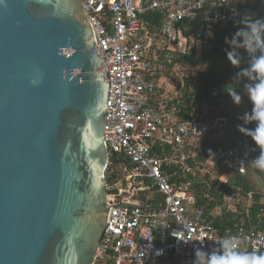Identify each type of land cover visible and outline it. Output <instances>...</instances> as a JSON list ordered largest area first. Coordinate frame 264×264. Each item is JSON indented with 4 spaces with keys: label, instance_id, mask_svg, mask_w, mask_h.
<instances>
[{
    "label": "water",
    "instance_id": "obj_1",
    "mask_svg": "<svg viewBox=\"0 0 264 264\" xmlns=\"http://www.w3.org/2000/svg\"><path fill=\"white\" fill-rule=\"evenodd\" d=\"M82 0L0 4V264H94L109 84Z\"/></svg>",
    "mask_w": 264,
    "mask_h": 264
},
{
    "label": "built area",
    "instance_id": "obj_2",
    "mask_svg": "<svg viewBox=\"0 0 264 264\" xmlns=\"http://www.w3.org/2000/svg\"><path fill=\"white\" fill-rule=\"evenodd\" d=\"M82 1L94 30V51L102 57L109 84L105 172H122V178L107 182L115 204L109 206V225L94 264H192L196 248L219 251V241L231 236L239 238V252L264 255L263 231L228 230L224 235L209 218L219 214L220 208L214 207L208 215L191 187L197 172H213L216 165L247 173L251 163L239 147L218 148L209 159L210 168L198 158L209 128L223 129L228 120L220 117L204 122L193 117L179 121L173 95L168 88L163 90L166 81L157 83L149 77L155 69L159 39L144 18L148 12L164 14L163 41L170 49L185 53L189 39L181 22L199 19L225 25L234 17L230 0ZM168 167L185 175L192 173V178L173 180ZM220 181L226 182V176L221 175ZM238 195L232 186L226 196L229 209ZM159 249L165 250L163 255H156Z\"/></svg>",
    "mask_w": 264,
    "mask_h": 264
},
{
    "label": "trees",
    "instance_id": "obj_3",
    "mask_svg": "<svg viewBox=\"0 0 264 264\" xmlns=\"http://www.w3.org/2000/svg\"><path fill=\"white\" fill-rule=\"evenodd\" d=\"M230 2L233 9L239 12V16L233 17L225 25L210 24L199 19L181 22L189 39V48L185 53L170 49L163 41V13L148 12L144 16L159 39L154 54L155 69L149 77L157 83L166 81L163 90L168 88L169 93L173 95L172 102L177 107L178 120L189 121L193 117L204 122H212L220 117L228 120V125L223 129L210 127L201 142L198 158L207 164V168L212 165L209 159L214 158L220 147H239L250 163L259 154V148L252 138L238 128V125L244 128L255 127L254 123L248 124L239 119L245 112L251 111L252 105L247 97L243 96L244 82L237 87V91L243 96L241 105H236L228 95L227 91L235 87L231 78L238 69L230 64L224 49L228 48L225 37L244 27L243 24H237V20H242L247 15L264 18V0ZM209 30L214 32V38L208 36ZM241 52L246 61L248 54L245 50ZM244 66L245 64L241 65ZM192 143L193 147L195 142ZM254 148L256 151H253ZM113 167L114 165L111 166ZM167 172L173 180L185 181L192 178V173L185 175L182 170L176 171L174 167H168ZM221 175L226 176V182L220 181ZM120 178L121 171L112 172L110 169L107 172L108 183ZM232 186L238 189L239 195L233 201V208L229 209L226 196L231 193ZM191 187L197 191L199 204L208 215L214 207L220 208L219 214L209 218L214 227L224 235L228 230L238 232L240 229L246 232H264V171L251 164L247 173L241 174L225 166L216 165L213 172H197ZM249 195H252L251 200Z\"/></svg>",
    "mask_w": 264,
    "mask_h": 264
},
{
    "label": "clouds",
    "instance_id": "obj_4",
    "mask_svg": "<svg viewBox=\"0 0 264 264\" xmlns=\"http://www.w3.org/2000/svg\"><path fill=\"white\" fill-rule=\"evenodd\" d=\"M4 0H0L3 4ZM233 15L239 16V12L233 10ZM237 24H243L229 38L225 37L227 59L230 64L238 69L232 75L231 82L235 87L227 93L236 105H241L243 96L251 102L250 112H245L239 119L248 124H255L254 128L239 126L241 132L250 136L259 148V154L251 162L258 170L264 171V18H254L251 15L237 20ZM214 32L209 30L208 36L214 38ZM241 50H245L248 58L245 61ZM245 64L244 67H241ZM243 83V96L237 91V87ZM253 151H256L254 148ZM240 240L236 236L225 237L219 241V251H206L196 248L192 264H264V255L255 253L246 254L237 250ZM164 249H159L156 255H163Z\"/></svg>",
    "mask_w": 264,
    "mask_h": 264
},
{
    "label": "rangeland",
    "instance_id": "obj_5",
    "mask_svg": "<svg viewBox=\"0 0 264 264\" xmlns=\"http://www.w3.org/2000/svg\"><path fill=\"white\" fill-rule=\"evenodd\" d=\"M117 166H119L121 168L122 167V164L121 163H118Z\"/></svg>",
    "mask_w": 264,
    "mask_h": 264
}]
</instances>
